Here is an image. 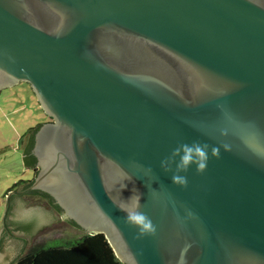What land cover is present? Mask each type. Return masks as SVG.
<instances>
[{
  "label": "water",
  "instance_id": "obj_1",
  "mask_svg": "<svg viewBox=\"0 0 264 264\" xmlns=\"http://www.w3.org/2000/svg\"><path fill=\"white\" fill-rule=\"evenodd\" d=\"M23 82L52 122L0 264L58 220L32 191L124 264H264V0H0V93Z\"/></svg>",
  "mask_w": 264,
  "mask_h": 264
},
{
  "label": "rangeland",
  "instance_id": "obj_2",
  "mask_svg": "<svg viewBox=\"0 0 264 264\" xmlns=\"http://www.w3.org/2000/svg\"><path fill=\"white\" fill-rule=\"evenodd\" d=\"M49 122L38 98L28 83L5 88L0 93V231L7 210L6 193L12 187L17 190L35 180L33 170L25 169L22 155L28 132ZM15 190V191H17ZM15 191H12L14 193ZM22 203L40 204L48 208L58 219L51 227L42 230L20 259L40 246H60L83 237L84 232L62 220L60 213L43 197L23 195ZM19 259V260H20ZM11 264H16L11 263Z\"/></svg>",
  "mask_w": 264,
  "mask_h": 264
},
{
  "label": "trees",
  "instance_id": "obj_3",
  "mask_svg": "<svg viewBox=\"0 0 264 264\" xmlns=\"http://www.w3.org/2000/svg\"><path fill=\"white\" fill-rule=\"evenodd\" d=\"M38 128H33L28 132L32 137V144L26 150L24 158L28 168H34L37 159L33 156L31 149L34 145V136ZM30 182L26 183L29 184ZM29 186V185H28ZM26 187L27 189L29 187ZM17 190L12 187L6 193V197L12 191ZM29 194L40 195L53 205V199L47 193L32 191ZM14 198V197H13ZM50 199V200H49ZM57 209H60V207ZM75 225V224H74ZM76 226V225H75ZM17 264H124L116 256L113 248L109 244L104 234L85 235L75 241H70L60 246H40L34 248L29 254L18 260Z\"/></svg>",
  "mask_w": 264,
  "mask_h": 264
},
{
  "label": "clouds",
  "instance_id": "obj_4",
  "mask_svg": "<svg viewBox=\"0 0 264 264\" xmlns=\"http://www.w3.org/2000/svg\"><path fill=\"white\" fill-rule=\"evenodd\" d=\"M184 154L181 156L180 163L178 164V168L187 169L194 161H193V154L195 152V155L198 157V160L195 161L197 163L198 170L202 171L206 167V161H207V153L204 151L203 148L200 146H195V149L189 145L183 146ZM177 152H179V149H177ZM217 152L216 149H213V153L215 154ZM173 181L181 184L183 186L187 185V179L186 177L175 175L173 176ZM128 219L130 222H133L135 224L141 225L142 229H148L154 231L155 229L152 227L151 221L142 213L139 211H129Z\"/></svg>",
  "mask_w": 264,
  "mask_h": 264
},
{
  "label": "flooded vegetation",
  "instance_id": "obj_5",
  "mask_svg": "<svg viewBox=\"0 0 264 264\" xmlns=\"http://www.w3.org/2000/svg\"><path fill=\"white\" fill-rule=\"evenodd\" d=\"M51 122H52V119L49 118V122H48V123H51ZM41 126H42V125H41ZM38 130H39V129H38ZM36 133H37V132H36ZM36 135H37V134H35V136H34V145H33V148L31 149L33 156L36 155V144H37ZM31 144H32V137H31V136H28V138H27V140H26L25 150H24L25 153H26V150H27L28 146H30ZM25 153H24V158L26 157V154H25ZM32 170H33V172L35 173V176H37L38 172L40 173V169L38 168V161H37L35 167L32 168ZM32 183H33V182H32ZM32 183L30 182L28 187H30V186L32 185ZM26 189H27V188H25L24 190H26ZM24 190H22V191H24ZM22 191H20V192H22ZM29 193H30V192H29ZM29 193H27V194H29ZM23 195H25V194H23ZM15 196H18V195H14L13 197H15ZM19 196H22V195H19ZM51 198L53 199V205H52V206H54V207H55V206L60 207L59 204H58V202H57V200L54 199L53 197H51ZM49 200H50V199H49ZM49 203L51 204V201H49ZM55 208H57V207H55ZM58 210L61 212V214L64 216V218L66 219V221H67L68 223L72 224L73 226L76 225L75 227H77V228L83 230V232H84V235H83V236L87 235L86 232L84 231V229H82V228H81V227H80V226H79L74 220H71V219L65 217V216H66L65 210H63L61 207H60V209H58ZM74 224H75V225H74ZM23 240H24L25 243L28 242V239H27V238H25V239H23ZM17 262H18V261H17ZM17 262H16V264H17Z\"/></svg>",
  "mask_w": 264,
  "mask_h": 264
}]
</instances>
